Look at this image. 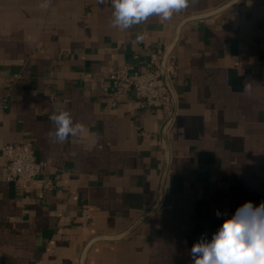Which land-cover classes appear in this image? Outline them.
Listing matches in <instances>:
<instances>
[{
    "label": "crops",
    "instance_id": "obj_1",
    "mask_svg": "<svg viewBox=\"0 0 264 264\" xmlns=\"http://www.w3.org/2000/svg\"><path fill=\"white\" fill-rule=\"evenodd\" d=\"M42 2L0 0V264H193L196 242L264 202V0H191L129 30L110 0ZM165 46L170 109L116 100L112 71ZM60 109L87 133L53 142ZM13 143L46 163L27 189L5 180Z\"/></svg>",
    "mask_w": 264,
    "mask_h": 264
},
{
    "label": "clouds",
    "instance_id": "obj_2",
    "mask_svg": "<svg viewBox=\"0 0 264 264\" xmlns=\"http://www.w3.org/2000/svg\"><path fill=\"white\" fill-rule=\"evenodd\" d=\"M103 4L105 0H98ZM114 9L111 27L120 30L133 29L150 17L160 22L172 19L189 7L191 0H110ZM52 0H43L41 9L51 7ZM54 131L48 137L63 144L69 137L87 133L85 125L74 122L70 111L60 109L49 116ZM219 216L220 213L217 212ZM190 255L193 264H264V202L258 206L245 202L236 212L223 221L211 240L196 242Z\"/></svg>",
    "mask_w": 264,
    "mask_h": 264
},
{
    "label": "built area",
    "instance_id": "obj_3",
    "mask_svg": "<svg viewBox=\"0 0 264 264\" xmlns=\"http://www.w3.org/2000/svg\"><path fill=\"white\" fill-rule=\"evenodd\" d=\"M172 57L165 46L162 51L150 53L148 66L142 71L131 63L112 71L109 80L115 99L132 90L138 107L151 111L169 110L173 97L172 80L178 70ZM262 70L264 72V63ZM2 157L7 160L5 180L21 189H27L46 170V163L36 159L35 151L28 143L5 145Z\"/></svg>",
    "mask_w": 264,
    "mask_h": 264
}]
</instances>
